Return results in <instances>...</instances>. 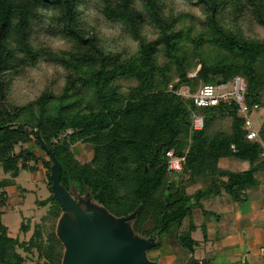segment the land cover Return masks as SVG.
<instances>
[{"label": "trees", "instance_id": "obj_1", "mask_svg": "<svg viewBox=\"0 0 264 264\" xmlns=\"http://www.w3.org/2000/svg\"><path fill=\"white\" fill-rule=\"evenodd\" d=\"M170 1L98 0L104 21L119 25L131 49L113 44L96 22L89 25L84 12L89 0H0V169L6 175L0 179V208L5 187H17L19 172H34L40 163L49 195L38 204L50 201L42 219L56 220L63 209L50 189L57 163L55 189L62 201L77 207V200L87 196L111 206L129 222V239L138 244L153 238L142 243V259L152 264L145 254L158 248L162 237L193 251L192 210L208 215L202 201L222 192L242 200L245 190L259 183L264 175L262 114L257 138L247 139L234 100L197 107L174 91L187 86L193 92L240 75L244 103L264 105V0H184L198 14L177 10ZM44 17L43 32L61 39L63 48L34 40ZM249 27L262 33L249 34ZM40 59L61 68V82L47 81L35 97L12 102L13 80ZM193 114L202 117L199 129L191 126ZM217 119H228V128ZM28 143L44 156L23 146ZM75 143L90 153L87 161L75 158ZM167 150L184 157L180 171L167 170ZM221 159L244 161L247 167L222 168ZM33 226L26 240H18L0 219V264H62L65 247L55 225L44 237L40 225ZM27 229L21 220L20 232ZM200 229L204 234V222ZM185 264L198 263L190 256Z\"/></svg>", "mask_w": 264, "mask_h": 264}, {"label": "rangeland", "instance_id": "obj_2", "mask_svg": "<svg viewBox=\"0 0 264 264\" xmlns=\"http://www.w3.org/2000/svg\"><path fill=\"white\" fill-rule=\"evenodd\" d=\"M170 5H172L173 8L177 10H189L197 14L199 13V9L196 6H189L184 0H171ZM84 12L88 17L87 21L92 23L89 25H94L96 22V27L100 33L107 39H111L113 44H116L118 41V43L129 46L131 49L134 47L133 43L129 42V40L121 34V28L118 24L111 25L104 21L99 11L98 0H89V3L84 8ZM47 25L48 19L44 17L36 26L37 32L34 33V40L36 43L46 44L52 49L63 48L64 43L61 39L58 37L45 35L43 30ZM149 28L150 27L148 26L147 29ZM247 32L249 34L260 35L262 30L256 27H249ZM149 34H151V32H149ZM193 74V72H190L188 75L192 76ZM61 80V68L40 59L36 65L28 68L24 75L13 80L10 98L14 103H23L24 101L35 97L45 82L54 81L52 85L55 86L59 84ZM249 119L253 125H258L261 119V114L257 111H252V113L249 115ZM215 123L220 124L224 128H228L229 120L217 119L215 120ZM23 146L32 148L38 156H44L42 151L33 143L24 144ZM18 149L19 147L17 145L14 150L17 151ZM71 149L75 158L80 162H85L90 157V153L86 152L80 143L73 144ZM219 166L232 171H237L239 168L244 169L247 164L244 161L235 159H221ZM44 173L45 169L42 168L40 163H38L37 170L34 172L23 170L19 172L18 176L14 178L17 187H5L6 198L4 200V205L2 208H0L2 211L0 219L7 227L8 234L10 236L17 237L18 240H26L34 228L33 225L36 223L41 227L42 237L46 235L49 228H52L53 225H55V231L62 240V243L65 247L63 254H65L64 261H66H62V264H74V262L77 264H85L82 262L84 261V258H82V255L80 254L82 252V233L78 216L72 211L58 209L56 220H52L51 218L42 219L48 214L47 212L50 207V201L45 205L38 204L39 201L46 199L49 195V191L46 187L47 180ZM3 177H6V175L0 169V179ZM196 186H198V184L189 187L187 191H192ZM228 198L229 196L225 195V199ZM210 202L212 203V201ZM77 207L87 216L91 222L93 227V246H101V244L105 242V235L110 237L115 245L124 243L122 237H125V241H127L126 238H130L129 236L131 235V232L129 222L125 218L121 217L122 215L113 210L111 206H100L92 202L87 196H84L77 200ZM200 219L201 217L199 215V211L195 210V213L192 217L193 223L197 224ZM21 220H23V224H25L28 228L27 232L25 233H22L19 230V224ZM191 235L195 240L198 241L201 237V231L199 228H197ZM150 242H154L153 238L151 237L145 239L141 243H133L132 253H134L133 255H135V259L143 258V244L147 245V243ZM19 253L24 256V253L20 250ZM33 256L35 257V253ZM34 257L31 260L26 259L25 262H33ZM238 261H240L239 258ZM41 263L45 262L41 260ZM155 263L156 262H153L152 264Z\"/></svg>", "mask_w": 264, "mask_h": 264}, {"label": "crops", "instance_id": "obj_3", "mask_svg": "<svg viewBox=\"0 0 264 264\" xmlns=\"http://www.w3.org/2000/svg\"><path fill=\"white\" fill-rule=\"evenodd\" d=\"M240 168L237 171L244 170ZM225 195L222 192L202 201V209L208 213L206 218L200 209L192 210L191 221L195 210L199 211L201 219L197 224L192 221L195 228L190 235L197 228L201 231L200 225L205 224V233L201 232L198 241L191 235L195 241L192 252H185L172 237H162L158 248L146 252L148 261L185 264L186 259L192 256L198 264H242L244 258L247 264H264L263 177L257 185L245 190L244 199L240 201L230 197L225 199ZM187 226L186 221L183 228Z\"/></svg>", "mask_w": 264, "mask_h": 264}, {"label": "built area", "instance_id": "obj_4", "mask_svg": "<svg viewBox=\"0 0 264 264\" xmlns=\"http://www.w3.org/2000/svg\"><path fill=\"white\" fill-rule=\"evenodd\" d=\"M170 88L171 85L169 84ZM245 81L240 75L233 76L228 83H207L198 86L193 92H190L187 86H179L174 94L191 99V102L197 107H206L216 105L219 100L232 99L238 105V112L244 117L245 137L247 139L257 138L258 125H253L249 119L252 111H257L264 118V105L252 104L251 108L244 103ZM191 126L193 129H199L202 126V117L196 114L192 115ZM167 158V170L178 172L182 168L183 156L174 155L172 150L165 152Z\"/></svg>", "mask_w": 264, "mask_h": 264}, {"label": "water", "instance_id": "obj_5", "mask_svg": "<svg viewBox=\"0 0 264 264\" xmlns=\"http://www.w3.org/2000/svg\"><path fill=\"white\" fill-rule=\"evenodd\" d=\"M39 143L40 146L44 148L42 141H39ZM59 173L60 166L56 163V173L50 184V189L60 206L64 210L74 212L79 218L82 233V252L80 254L82 255V258H84V261L82 262H84L85 264H145L142 259H135V255H133L134 253H132V247L135 241L129 238H126L127 241H125V237H122L124 243L115 245L113 240L107 235H105V242L101 244V246L92 245L93 227L91 225V222L78 207L74 206L68 201L67 204H65L62 201L59 192L55 189V184L57 182ZM74 264L77 263L74 262ZM242 264H247L245 258L243 259Z\"/></svg>", "mask_w": 264, "mask_h": 264}]
</instances>
